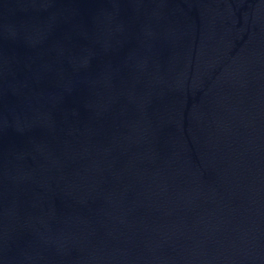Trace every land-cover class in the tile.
Wrapping results in <instances>:
<instances>
[{"label": "water", "instance_id": "obj_1", "mask_svg": "<svg viewBox=\"0 0 264 264\" xmlns=\"http://www.w3.org/2000/svg\"><path fill=\"white\" fill-rule=\"evenodd\" d=\"M0 264H264V0L3 8Z\"/></svg>", "mask_w": 264, "mask_h": 264}]
</instances>
